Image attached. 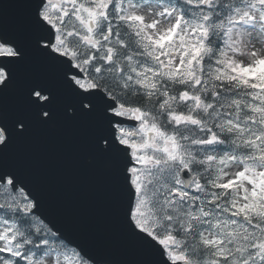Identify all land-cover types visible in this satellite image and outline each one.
<instances>
[{
  "label": "snow or ice",
  "instance_id": "1",
  "mask_svg": "<svg viewBox=\"0 0 264 264\" xmlns=\"http://www.w3.org/2000/svg\"><path fill=\"white\" fill-rule=\"evenodd\" d=\"M0 264H264V0H0Z\"/></svg>",
  "mask_w": 264,
  "mask_h": 264
}]
</instances>
